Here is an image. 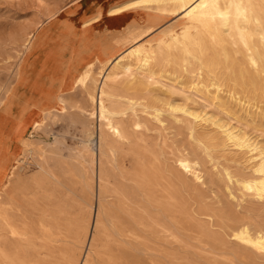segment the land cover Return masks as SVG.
<instances>
[{
  "label": "rangeland",
  "instance_id": "1",
  "mask_svg": "<svg viewBox=\"0 0 264 264\" xmlns=\"http://www.w3.org/2000/svg\"><path fill=\"white\" fill-rule=\"evenodd\" d=\"M125 1L0 0V264H264L232 235L238 225L264 230V198L241 185L255 176L253 153L201 119L264 148V73L246 71L240 51L219 65L220 81L156 63L148 86H118L145 106L121 99L124 138L112 136L100 114L114 103L101 99L97 73L187 24L179 14H110ZM39 124L49 145L29 154L23 140ZM208 137L217 140L206 148Z\"/></svg>",
  "mask_w": 264,
  "mask_h": 264
},
{
  "label": "bare ground",
  "instance_id": "2",
  "mask_svg": "<svg viewBox=\"0 0 264 264\" xmlns=\"http://www.w3.org/2000/svg\"><path fill=\"white\" fill-rule=\"evenodd\" d=\"M134 10L163 12L167 15L179 14L187 24L182 26L179 33L176 30H169L170 38L161 37L155 45L141 43L127 49L108 71L101 70L97 73L103 76L101 99L109 98L114 103V107L111 108L102 106L100 114L101 126L108 128L112 136L124 138L123 126L116 119V115L125 114L127 108L136 104L145 106L128 94L121 95L119 89L129 93L138 88V84L148 86L149 78L153 79V67L156 63L163 62L169 66H179L187 72L194 68L200 71L201 75L211 74L214 80L220 81L223 75L217 72L219 65L222 62L234 61V53L240 51L243 57L242 64L246 71L254 70L256 73H264V0H127L110 8L109 12L117 16ZM134 70L148 74L147 80L145 78L138 80ZM92 81L93 84L97 83L98 79L95 75H92ZM118 86L121 87L118 88ZM123 98L130 102L129 107L120 105L123 103L121 100ZM174 110L189 113L196 119L201 117L180 106H175ZM91 115H95V112ZM154 117L161 121L158 111ZM201 119L211 121L223 129L227 141L240 148H247L253 153L252 168L255 176L243 180L241 185L247 192L250 191L259 199H263L264 148L239 135L226 125L217 124L210 117H201ZM41 128L42 124L34 126L27 140H23V145L29 154H36L39 149L49 145L50 139L39 135ZM216 140V137H208L202 141L208 148L207 143L214 144ZM105 145V137L101 136L100 144L97 145L99 153L103 152ZM95 150V147L89 148L94 156ZM176 162L181 168L190 172L197 181H203L200 171L189 159L181 157ZM100 182L99 177V185ZM89 188L93 191L92 186ZM2 197L3 191H0V203ZM232 235L257 252L264 253V230L253 231L248 225H238L232 230Z\"/></svg>",
  "mask_w": 264,
  "mask_h": 264
},
{
  "label": "crops",
  "instance_id": "3",
  "mask_svg": "<svg viewBox=\"0 0 264 264\" xmlns=\"http://www.w3.org/2000/svg\"><path fill=\"white\" fill-rule=\"evenodd\" d=\"M134 11H137V10H134ZM139 11V10H138ZM118 16V15H117Z\"/></svg>",
  "mask_w": 264,
  "mask_h": 264
}]
</instances>
